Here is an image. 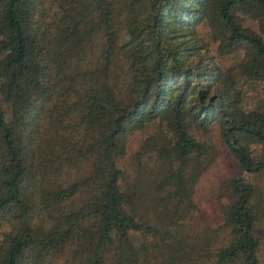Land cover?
Here are the masks:
<instances>
[{
    "label": "trees",
    "instance_id": "16d2710c",
    "mask_svg": "<svg viewBox=\"0 0 264 264\" xmlns=\"http://www.w3.org/2000/svg\"><path fill=\"white\" fill-rule=\"evenodd\" d=\"M0 264H103L101 0H0Z\"/></svg>",
    "mask_w": 264,
    "mask_h": 264
}]
</instances>
